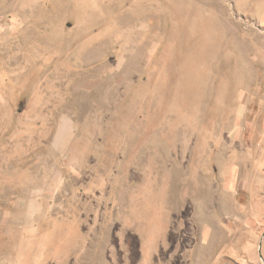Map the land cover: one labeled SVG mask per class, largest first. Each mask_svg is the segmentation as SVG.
I'll list each match as a JSON object with an SVG mask.
<instances>
[{
	"label": "rangeland",
	"instance_id": "374dc122",
	"mask_svg": "<svg viewBox=\"0 0 264 264\" xmlns=\"http://www.w3.org/2000/svg\"><path fill=\"white\" fill-rule=\"evenodd\" d=\"M0 264H264V0H0Z\"/></svg>",
	"mask_w": 264,
	"mask_h": 264
}]
</instances>
